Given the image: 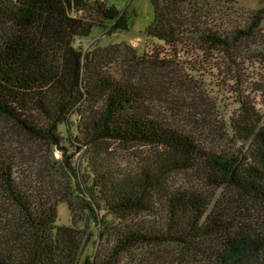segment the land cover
I'll return each instance as SVG.
<instances>
[{
	"label": "trees",
	"instance_id": "obj_1",
	"mask_svg": "<svg viewBox=\"0 0 264 264\" xmlns=\"http://www.w3.org/2000/svg\"><path fill=\"white\" fill-rule=\"evenodd\" d=\"M197 1L150 0L146 34L164 42L173 58L147 55V63L165 72L132 81L116 77L93 51L75 46L94 27L107 34L127 30L125 10L108 0H0V116L63 154L64 137L74 152L93 154L111 142L147 148L132 173L101 166L87 172L85 164L83 176L81 163L66 166L78 178L75 188L89 219L100 234L115 239L107 251L82 260L80 236L69 227L53 231L54 204L32 194L14 176L13 164L1 161L0 264H118L129 249L170 246L213 264H264V116L248 97L238 100L228 129L250 140L252 149L244 151L209 147L152 108L156 86L162 92L186 85L184 67L177 65L180 47L221 60L236 82V71L254 61L257 48L264 51V6L228 27L214 18L215 11L207 14L210 23L201 20ZM184 172L201 187L171 190L168 179ZM217 190L225 193L220 201ZM133 213L146 216L126 222ZM108 215L122 219L111 224Z\"/></svg>",
	"mask_w": 264,
	"mask_h": 264
},
{
	"label": "rangeland",
	"instance_id": "obj_2",
	"mask_svg": "<svg viewBox=\"0 0 264 264\" xmlns=\"http://www.w3.org/2000/svg\"><path fill=\"white\" fill-rule=\"evenodd\" d=\"M108 4L114 5L120 11H126L128 29L107 34L103 29L94 27L88 37L77 39L75 46L96 53L100 62L105 63L116 77L126 75L132 81L141 78H149L151 81L155 74L164 73L163 69L144 60L147 55L158 58L170 55L173 58L172 51L164 42L146 34L153 15L150 0H108ZM263 6L264 0H198L194 9L200 19L208 23L213 17L207 14L215 11L214 18L222 19L230 27L237 22L243 23L253 11ZM180 48L178 55L181 60H177V65L184 67L188 77L186 85L172 91L167 88L162 92L156 86V95L152 101L153 111L172 121L177 127L186 128L209 147H237L250 151V140L245 141L231 135L228 120L237 114L238 100L244 96L264 116V60L258 58L261 57L262 48H257V58L254 61L248 60L245 66H241L242 70L236 71L241 82L228 78L230 75L222 68L221 60L217 61L210 54L197 49L185 46ZM180 61L183 63L180 64ZM213 64L220 68H215ZM158 89L161 95L158 94ZM60 129L63 130L62 127ZM62 145L67 149L65 154L50 144L30 139L0 116V162L12 163L14 176L25 183L32 194L36 192L37 198L49 199L54 204L53 231L58 227H69L75 235L80 236L79 260H82L85 255L91 256L96 250L107 251L115 239L104 231L100 234L97 225L89 219L79 191L75 188L78 178L66 166L76 169L78 163H81L83 176L86 174L82 168L85 164L88 165L87 172L101 166L113 172L121 170V173H132L146 154L147 148L111 142L102 144L100 150L93 154L87 153V149L84 153L74 152V146L65 137ZM168 185L174 191L201 187V182L192 173L184 172L173 174L168 179ZM224 194L217 190L215 197L220 201ZM6 210L8 218L14 217L12 206ZM145 216L143 213H133L125 218L129 222ZM106 218L111 224H117L122 219L111 215ZM140 261L141 264H213L212 260L209 262L189 249L172 246L153 250L135 247L122 252L118 258V264H139Z\"/></svg>",
	"mask_w": 264,
	"mask_h": 264
}]
</instances>
